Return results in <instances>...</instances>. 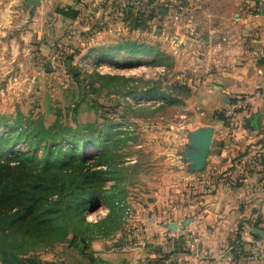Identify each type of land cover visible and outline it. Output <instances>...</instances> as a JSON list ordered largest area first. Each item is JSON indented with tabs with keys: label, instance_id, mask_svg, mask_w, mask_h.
Listing matches in <instances>:
<instances>
[{
	"label": "crops",
	"instance_id": "crops-1",
	"mask_svg": "<svg viewBox=\"0 0 264 264\" xmlns=\"http://www.w3.org/2000/svg\"><path fill=\"white\" fill-rule=\"evenodd\" d=\"M112 3L0 0V90L6 76L22 70L25 55L36 53L35 37L43 42L52 37L53 27H41L47 8L77 12L66 17L67 33L76 26L86 31L91 14L97 17ZM162 9L159 54L166 57L169 50L196 79L186 101L196 110L190 132L212 129L205 166L195 171L183 155L187 136L178 142L177 154L162 151L164 166L145 174L140 184L133 226L117 236L116 245L113 235L97 239L94 263L264 264L251 255V245L235 243L242 226L261 227L251 222L264 212V0H189L177 15ZM26 47L30 51L24 52ZM243 96L249 98L247 107L225 117L224 110ZM172 222L175 230L169 228ZM189 235L199 240L197 253L182 246Z\"/></svg>",
	"mask_w": 264,
	"mask_h": 264
},
{
	"label": "rangeland",
	"instance_id": "rangeland-1",
	"mask_svg": "<svg viewBox=\"0 0 264 264\" xmlns=\"http://www.w3.org/2000/svg\"><path fill=\"white\" fill-rule=\"evenodd\" d=\"M188 3L189 0H113L112 6L103 8L97 17L91 14L85 22L89 25L86 31L76 26L67 33L66 17L57 12L58 7L47 8L41 27L47 24L49 29L53 27L52 37L49 34L48 42L35 37L39 40L33 46L36 53L25 55L22 70L6 76L4 88L0 90V132H7L9 126H25L26 132L38 138L36 132L60 123L71 128L93 126L109 135L104 139L113 145L105 149H112L118 159L109 183H119L120 199L130 200L132 212L125 221L120 217V228L113 232V245L117 243V236H123V231L133 226L131 220L137 194L141 192L140 184L145 174L155 172L162 165L161 152L169 150L177 154L182 147L178 142L185 136V145L189 143L188 134L196 110L186 101L195 86V78L182 71L179 61H175L169 50L170 55L166 57L158 50L159 20L166 13L161 8H171L172 15H177ZM88 10L93 13L94 8ZM125 10L132 13L130 22L125 20ZM150 13L152 16L148 18ZM139 14L141 23L132 26L133 16ZM81 18L84 20V16H79L78 22ZM94 29L97 31L93 32ZM85 32L90 35L84 37ZM125 41L153 49L133 57L116 48ZM27 51L29 48H24V52ZM68 53L73 54L71 65L78 71L83 84L82 95L72 71L64 63ZM151 84L169 93L175 101L164 102L146 94L145 89ZM169 86L175 88L171 90ZM78 100L80 103L76 105ZM17 145L22 147L23 143ZM99 147L87 150L90 159ZM95 204L85 213L90 222L102 220L109 213V210L103 211L106 206L103 202ZM260 217L251 223L264 228V212ZM102 238L91 239L85 255L67 242L40 246L31 254L44 263L95 264L94 244Z\"/></svg>",
	"mask_w": 264,
	"mask_h": 264
},
{
	"label": "trees",
	"instance_id": "trees-1",
	"mask_svg": "<svg viewBox=\"0 0 264 264\" xmlns=\"http://www.w3.org/2000/svg\"><path fill=\"white\" fill-rule=\"evenodd\" d=\"M57 12L70 18L77 15L71 8L58 7ZM125 13V20L130 19L132 13ZM151 16L148 14V18ZM131 21L132 26L140 24L141 14ZM83 35L88 37L90 32ZM116 48L133 57L149 51L131 41ZM72 57V53L66 54L64 63L82 95L83 84L71 65ZM145 93L164 102L175 101L152 84ZM102 131L88 125L71 128L55 123L36 132L38 138L26 132L25 126H9L7 132H0V264H52L31 252L57 242H67L85 255L91 239L109 237L119 230L122 208L115 201L122 195L119 183H109L118 159L112 149H105L113 144L107 143L104 138L109 135ZM18 143H23L22 147ZM97 145L100 147L90 159L87 150ZM98 202H103L109 213L102 220L90 222L85 213Z\"/></svg>",
	"mask_w": 264,
	"mask_h": 264
},
{
	"label": "built area",
	"instance_id": "built-area-1",
	"mask_svg": "<svg viewBox=\"0 0 264 264\" xmlns=\"http://www.w3.org/2000/svg\"><path fill=\"white\" fill-rule=\"evenodd\" d=\"M249 98L247 96H243L241 98H237L232 104L228 107L226 112H224L225 117H231L236 111L244 109L248 105ZM115 204L120 206L122 208V220H127L132 212H131V204L130 200L126 198L125 200L117 199L115 201ZM108 208L106 206L103 207L104 212H108ZM102 211V212H103ZM101 212V213H102ZM88 218L89 215H86ZM235 243L236 244H248L251 245L252 250L251 255L258 258L260 261L264 262V238H255L254 235L251 233L250 226L245 225L242 226L239 231L237 232V235L235 237ZM184 249L188 250L192 253H197L199 250V240L196 236L189 235L186 237L184 241Z\"/></svg>",
	"mask_w": 264,
	"mask_h": 264
},
{
	"label": "water",
	"instance_id": "water-1",
	"mask_svg": "<svg viewBox=\"0 0 264 264\" xmlns=\"http://www.w3.org/2000/svg\"><path fill=\"white\" fill-rule=\"evenodd\" d=\"M29 4H38L40 0H25ZM161 11L164 9L161 8ZM256 123H259V118H256ZM212 137V129L204 128L188 134L189 144L186 147V150L183 152V155L190 162L191 167L195 171H199L204 168L206 157L209 151V146ZM177 223L172 222L169 224L171 230H175ZM251 233L257 235L260 238H264V228L258 226L250 227ZM122 242V240H121Z\"/></svg>",
	"mask_w": 264,
	"mask_h": 264
}]
</instances>
